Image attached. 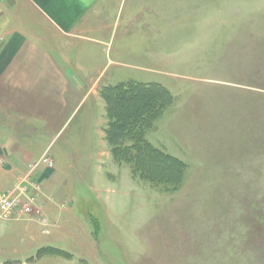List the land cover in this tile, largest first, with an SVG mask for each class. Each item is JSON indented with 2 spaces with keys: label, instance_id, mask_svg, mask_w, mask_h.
<instances>
[{
  "label": "rangeland",
  "instance_id": "obj_1",
  "mask_svg": "<svg viewBox=\"0 0 264 264\" xmlns=\"http://www.w3.org/2000/svg\"><path fill=\"white\" fill-rule=\"evenodd\" d=\"M112 12L108 80L172 92L147 137L187 164L183 185L163 192L101 161L100 138L79 156L66 134L53 168L20 173L23 195L40 188L33 212L0 227L28 230L42 264H264V0H115Z\"/></svg>",
  "mask_w": 264,
  "mask_h": 264
},
{
  "label": "crops",
  "instance_id": "obj_2",
  "mask_svg": "<svg viewBox=\"0 0 264 264\" xmlns=\"http://www.w3.org/2000/svg\"><path fill=\"white\" fill-rule=\"evenodd\" d=\"M114 2L0 0V154L7 158L0 189L12 188L31 161L45 154L54 158V144L66 134L67 140L79 141L74 144L79 156L80 145L92 148L100 138L94 156L98 151L101 161L115 163L105 139L106 102L100 93L103 86L118 83L108 80V62L101 54L115 18L109 13ZM91 130L98 131L96 139L86 136ZM86 139L90 143H82ZM54 176L55 169L45 178L44 194ZM43 202L48 205L46 198ZM9 223L0 227V264H42L37 258L42 246L26 244L28 230L23 235Z\"/></svg>",
  "mask_w": 264,
  "mask_h": 264
},
{
  "label": "trees",
  "instance_id": "obj_3",
  "mask_svg": "<svg viewBox=\"0 0 264 264\" xmlns=\"http://www.w3.org/2000/svg\"><path fill=\"white\" fill-rule=\"evenodd\" d=\"M100 93L106 102L105 139L115 163L129 166L134 179L160 191L179 190L187 164L147 137L173 105L172 92L158 82L130 80L107 84Z\"/></svg>",
  "mask_w": 264,
  "mask_h": 264
},
{
  "label": "built area",
  "instance_id": "obj_4",
  "mask_svg": "<svg viewBox=\"0 0 264 264\" xmlns=\"http://www.w3.org/2000/svg\"><path fill=\"white\" fill-rule=\"evenodd\" d=\"M2 42H3V36L0 34V44ZM3 157L4 155L0 154V173H1V168H3V162H4ZM40 163H43L48 168H53L54 158L50 156L49 154L44 155L40 159L39 163L36 160L30 162L28 169L31 171L32 170L34 171L35 168H37V166ZM22 177H26V176L20 175L16 183L17 190H20L18 194L19 196L16 194L14 195L15 191L13 190H1L0 189V221H10L13 219L22 218L23 215L32 213L33 209H35L34 206H36V203L38 202V200L40 201L39 196H38V192L40 191L39 190L40 188L36 186L35 184H32V183L30 184L34 190V193L32 195H28V194L23 195L28 190V185H27L28 177L23 178L20 181V178Z\"/></svg>",
  "mask_w": 264,
  "mask_h": 264
}]
</instances>
